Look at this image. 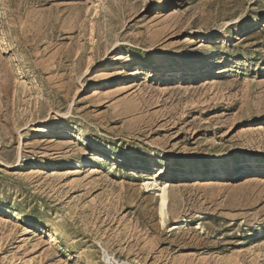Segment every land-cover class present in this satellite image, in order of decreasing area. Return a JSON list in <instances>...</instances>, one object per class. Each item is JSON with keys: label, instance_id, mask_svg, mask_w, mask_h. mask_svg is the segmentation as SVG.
Wrapping results in <instances>:
<instances>
[{"label": "rangeland", "instance_id": "374dc122", "mask_svg": "<svg viewBox=\"0 0 264 264\" xmlns=\"http://www.w3.org/2000/svg\"><path fill=\"white\" fill-rule=\"evenodd\" d=\"M0 264H264V0H0Z\"/></svg>", "mask_w": 264, "mask_h": 264}, {"label": "bare ground", "instance_id": "6f19581e", "mask_svg": "<svg viewBox=\"0 0 264 264\" xmlns=\"http://www.w3.org/2000/svg\"><path fill=\"white\" fill-rule=\"evenodd\" d=\"M226 33H228V32L224 31L223 33H221V37L222 38L228 37L229 35L228 34L226 35ZM200 55H202V53L200 51H193L191 56H189L188 58L184 59V61L189 62V64H190L189 68L191 70L195 67V64L198 61ZM116 60H117V58L115 56H113L111 61H109L108 66H105V67L99 69L98 71H95L94 73H92L93 75H91V77H89V80L91 82H93V83H98V82L100 83V82H103V81L110 80L113 77V73L114 72H112V70H111V68H109V66L115 64L117 62ZM178 70L179 69H177L176 71H178ZM176 71H172V72H174V75L178 79H182L183 78L182 76L185 73L184 72H176ZM37 130H42V128H38ZM57 133H59L60 135H65V134L67 135L68 130H67L66 127H62V128L59 129V131ZM98 157L99 158H96V157L92 158V157H90V155H82V156H75V155L73 156V155H71V156H68L65 159V164H71V165H73V167L77 168L78 166H81L83 164H88V163H91V164L94 163L95 164V163H98L99 159L101 158L100 154H98ZM152 157H154V153L153 152H141V153H138V154L130 156V157H122V156H120V157L117 158V160H118L119 164H122V163H125V162H129V160H130V162H138L139 161L140 162L139 164H145L146 161L143 160V158L151 159ZM27 161L28 160L26 159L25 162H27ZM22 163L23 162L12 163V164L9 165V167L10 168H15L16 166H23ZM85 168H86V170L88 172L87 174H89V172L91 170L90 167L85 166ZM231 173H232V169L231 170H223V171L217 172V174H221V177H226V176H228ZM146 186H148V185H146ZM158 190H159V192H158V200H157L156 209H157V212H158V215H159V222L161 224H164L165 223V218L167 217L166 216V211H167V208H168V187H167V185L165 183H163L162 185L159 186ZM173 227L177 228L178 226L174 225Z\"/></svg>", "mask_w": 264, "mask_h": 264}]
</instances>
